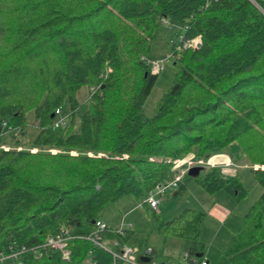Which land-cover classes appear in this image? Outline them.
<instances>
[{
  "label": "trees",
  "instance_id": "obj_1",
  "mask_svg": "<svg viewBox=\"0 0 264 264\" xmlns=\"http://www.w3.org/2000/svg\"><path fill=\"white\" fill-rule=\"evenodd\" d=\"M255 1L0 0V257L21 249L23 264H124L88 239L72 240L68 258L44 242L65 230L89 235L107 204L128 194L145 204L176 159H213L238 142L263 191L221 257L264 264V0ZM172 57L173 83L147 115L159 76L150 61ZM57 109L69 123L55 126ZM194 179L237 200L248 192L221 166ZM204 216L186 208L157 229L182 237L185 260L202 253L200 263ZM134 232L101 234L133 244Z\"/></svg>",
  "mask_w": 264,
  "mask_h": 264
},
{
  "label": "rangeland",
  "instance_id": "obj_2",
  "mask_svg": "<svg viewBox=\"0 0 264 264\" xmlns=\"http://www.w3.org/2000/svg\"><path fill=\"white\" fill-rule=\"evenodd\" d=\"M252 1L256 3L255 0ZM5 7L8 8V6ZM165 25L169 30V37L172 38L177 32V28L171 29L172 25L169 23ZM9 35L10 34L4 36L2 40L3 45L1 48L4 46L3 48L6 50L8 49V44L11 43ZM200 43H202V41L199 38L198 44ZM168 50L169 49H167V52ZM156 61H160L163 68L158 72L159 76L157 82L143 106V110L147 115L154 114L163 93L171 87L177 68L174 65L173 57L171 60H167V58H157L150 62L154 63ZM39 63V61H35L31 64L32 68L35 69H32L34 72L39 70ZM107 69L109 72L112 71L111 67ZM89 91L90 89L87 87L83 88L81 94H79V99L85 100L86 102V100L89 99ZM33 99L36 100L37 97L35 98L34 96ZM84 109L85 107H81L80 111ZM27 116H29L33 122V113L31 112L27 114ZM67 116H64V118L65 121L67 120V123H69L70 118ZM30 125L28 130L31 134L35 131V127H33L32 123H30ZM61 130L64 132L65 127H62ZM229 147L231 148V153L230 151L229 153L221 152L215 155L213 159L197 158L193 156L179 159L185 162L193 161L195 163L199 160L205 161L208 164L205 170L214 167L212 166L213 164L215 167H227L225 165L230 163L232 167H235L241 181L248 189L247 195L243 198L237 200L236 197L223 189L213 193L208 192L194 179V177L187 174L183 178V183L186 185L187 190L178 195H174V191H172L159 197L157 210L151 209L146 203L144 204V198L128 194L117 202L107 204L101 211L100 216L109 220L113 228H120L122 225V218L125 217V224L127 226L131 225V229L135 231L134 233L137 235V239L133 243V246L139 261L140 258L146 254L151 256V260L155 264H195L193 261L196 260L198 257L197 255H195L191 261H188L185 260L182 254L183 238L159 231L157 229V219L170 221L182 214L186 208L201 210L205 213V216L200 224V238L206 245L205 255L203 258L201 257V260H207L209 264H231L226 258L221 257V248L224 247L234 232L242 228L245 222V214L250 206L258 200L263 188L257 182L255 175L249 167H244L245 160L241 145L238 142H234ZM32 151H37V149H32ZM227 154L229 158L230 154H232L233 157L225 162V155ZM195 166H197V164ZM205 170L200 174H203ZM176 171L177 168H175L174 172ZM232 172H234V170ZM219 211L220 213H218Z\"/></svg>",
  "mask_w": 264,
  "mask_h": 264
},
{
  "label": "built area",
  "instance_id": "obj_3",
  "mask_svg": "<svg viewBox=\"0 0 264 264\" xmlns=\"http://www.w3.org/2000/svg\"><path fill=\"white\" fill-rule=\"evenodd\" d=\"M188 44V42L185 44V46ZM168 60V58H167ZM152 64V72L158 73L163 66L160 64V61H156ZM58 114H61V110L57 109L56 111ZM65 123L64 115H60V117L57 119L55 126L59 127L62 124ZM7 125V122L4 123ZM8 148V147H6ZM175 164L177 165V171L174 173V175L165 180L162 183H159L155 186L153 190L149 192L147 195L145 202L151 209H157L159 205V197L164 196L165 194L175 191L178 189L181 182H183V178L185 175H187L189 169L197 164V166H203L204 168L208 166V164L205 161H197V163L193 161H182L181 159H176ZM212 166L215 167L213 164ZM227 167H232L231 164H226ZM110 227V225L104 221V220H98L96 221V227L95 229L87 236L83 235H74L69 230H65L61 233H58L57 235H51L48 236L45 240L44 244L50 247H53L54 249H57L61 251L63 257L68 258L70 256V242L74 239H88L92 241L94 244L99 245L103 249H105L107 252H109L113 257L120 259L124 264H155L151 259L149 262H144L141 260H138L136 250L131 243H125L120 244L118 240H115L113 245H109L104 240L103 235L101 234V231ZM130 228V226L125 225V223H122L120 228H117L116 231L121 235H126V229ZM119 249V250H118ZM24 250H17L13 251L10 254H5L2 257H0V264H23L22 261V254ZM144 256H150V255H144ZM151 258V256H150ZM195 264H209L207 260H202L200 263ZM87 264H96V262L90 258L87 261ZM114 264V263H113Z\"/></svg>",
  "mask_w": 264,
  "mask_h": 264
},
{
  "label": "water",
  "instance_id": "obj_4",
  "mask_svg": "<svg viewBox=\"0 0 264 264\" xmlns=\"http://www.w3.org/2000/svg\"><path fill=\"white\" fill-rule=\"evenodd\" d=\"M203 170H205L203 166H193L189 169L188 175L195 178V177H198ZM174 194H176V192ZM197 256L198 257L202 256V253H197ZM150 259H151L150 256L141 257V260L144 262H149Z\"/></svg>",
  "mask_w": 264,
  "mask_h": 264
},
{
  "label": "crops",
  "instance_id": "obj_5",
  "mask_svg": "<svg viewBox=\"0 0 264 264\" xmlns=\"http://www.w3.org/2000/svg\"><path fill=\"white\" fill-rule=\"evenodd\" d=\"M230 153H231V148H230ZM217 158V157H216ZM230 158L228 157V154L227 155H225V162L226 161H228ZM226 166V165H225ZM222 169H223V172L225 173V174H228V175H235L236 174V172H237V170L235 169V167H222ZM228 170H231V171H228ZM234 170V172H232ZM175 192H177L176 190L174 191V193ZM174 195H176V194H174ZM158 209V208H157ZM156 209V210H157ZM218 213H220V211L218 212ZM101 219L102 220H104V221H106L110 226H112L111 225V223H110V221L109 220H107V219H105V218H103V217H101ZM121 223H125V217H123L122 218V222ZM126 225V224H125ZM128 226H130V228H131V225H128ZM113 227V226H112ZM117 229V228H116ZM209 262V261H208Z\"/></svg>",
  "mask_w": 264,
  "mask_h": 264
}]
</instances>
